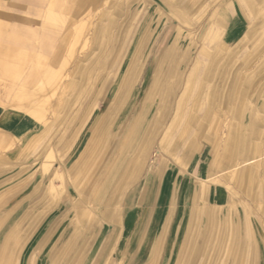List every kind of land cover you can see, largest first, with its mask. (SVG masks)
<instances>
[{
    "label": "rangeland",
    "instance_id": "1",
    "mask_svg": "<svg viewBox=\"0 0 264 264\" xmlns=\"http://www.w3.org/2000/svg\"><path fill=\"white\" fill-rule=\"evenodd\" d=\"M62 2L77 11L66 14L71 25H63L51 57L12 62L11 75H0L1 106L27 115L42 108L34 130L13 144L15 160L0 153V178L8 174L0 179V262L184 264L188 236L197 231L198 180L193 182V201L184 205L181 196L174 197L180 202L172 222L162 210L161 197L154 208L160 181L168 167L186 169L200 153L205 159L210 143L218 148L227 144L239 98L248 107L264 101V71L252 76L264 61V0ZM10 3L0 8L14 18L7 23L39 29L35 7ZM233 5L239 9L235 20L242 23L237 27L227 12ZM50 9L42 19L58 26L48 18ZM230 33L234 38L222 44ZM46 48L52 51V43ZM193 68L194 85L186 91ZM199 93L202 104H197ZM75 127L80 128L70 138ZM143 178L150 185L144 203L127 211L128 198L138 194ZM109 184V194L100 199ZM25 186L28 190L22 191ZM113 191L119 193L111 204ZM202 200V208L213 211ZM248 200L236 196L240 215L249 207L250 212L257 209ZM223 211L229 219L231 211ZM151 213L149 228L141 227ZM129 216L134 217L130 224ZM252 225L264 223L256 215ZM155 234L161 244H172L176 235L188 236L178 253L125 251ZM224 234L218 238L220 253L203 252L200 264L239 263L245 247L223 253ZM259 241L264 245V236ZM209 244L206 239L205 248Z\"/></svg>",
    "mask_w": 264,
    "mask_h": 264
},
{
    "label": "crops",
    "instance_id": "2",
    "mask_svg": "<svg viewBox=\"0 0 264 264\" xmlns=\"http://www.w3.org/2000/svg\"><path fill=\"white\" fill-rule=\"evenodd\" d=\"M6 1L7 0H0V8L4 7V3H6ZM10 4L12 7L17 8L22 4L35 7V17L40 18L41 21L38 22L39 29L17 26L15 24L11 25L7 23V21L13 20L14 18L0 13V67L12 70L10 66L11 63L15 61L48 60L56 46L59 44L62 36L61 29L63 28V25L67 23L66 28L71 25V22H69L66 18V14L71 11L76 12L77 9L73 10L68 5H64L62 0H12V3ZM47 7L51 8L47 11L48 18L52 19V21H57L59 24L58 26L47 25L45 20L42 19ZM232 7L233 8H228L227 12L230 18L235 20L239 9L235 5ZM52 9H55V11ZM231 21L232 20H230V22ZM24 22L29 24L33 21L24 20ZM231 23H234L233 25H236V27L242 24L241 21L238 20L232 21ZM232 38H234V34L230 33L224 39L225 41H223L222 44L226 45L232 40ZM47 41L52 43V51L46 48L48 45ZM36 44H38V46H36ZM261 50L263 51L264 49ZM245 57H243V59L247 60L248 56ZM3 71V69H0V75L5 74ZM263 71L264 61H261L260 66L252 71V73H254L252 76H257L258 73H262ZM238 103L241 104V107H238L240 111H237L234 114L235 121L229 132L230 136L227 144L218 148L216 144L210 143L207 147L208 151L205 159H202L200 153L196 158L189 161L186 169L176 166L168 167L162 175L159 194L154 203L155 208V205L158 204L159 198L161 197L162 210L166 214L167 221L172 222L179 206V196H181L184 205L188 204L189 201H193L195 196L194 190L192 191L193 182L198 180L199 204L197 230H204L206 234V236L202 239V244L200 245L202 253L206 251H214L220 247V245L216 246V240H218L221 233H225L226 236L230 235L229 237L233 242V245H230L231 252L234 251L233 249L237 250L238 248L244 246L245 249L249 247L250 251L256 250L264 255V245L259 241V237L264 236V225H262V227H255L252 225V219L255 218L256 215L262 220V223H264V101L259 103L261 105L258 107L255 105L248 107V102H246L243 98H241ZM256 104L258 105L257 101ZM251 108L257 109V112L249 111L248 109ZM34 124L36 125L38 122L26 113L0 105V153H4L9 160H15V157L11 155L14 145L19 144L23 138H26L28 134L34 130ZM242 125L243 127H246L245 137L247 140H252L256 151L249 150V148H239L237 142L232 143L231 131ZM249 127L256 130L255 135L251 136ZM15 137H17V140L14 141ZM248 137L250 138L248 139ZM6 167H8V165H4L3 168L5 169ZM6 173L8 172L6 171ZM5 177L8 178V174L0 179ZM209 180L221 181L226 184L224 185L225 187L222 185H215L211 187ZM149 186L150 185L146 183L143 178L138 194L128 198L127 203H130V205L126 206L127 211L138 210L139 207L143 205L145 195L149 191ZM28 187L29 186H25V189L23 188L22 191L28 190ZM226 188L229 189V192H227ZM202 189H205L203 200ZM238 194H240L243 202L245 201V198H248L249 203L255 204L257 209L254 207L250 212V207H247V211L240 215L236 201V196L238 198ZM174 197L178 198L177 203L175 202ZM201 200L204 202V205L213 206V211L208 208H202V204L200 203ZM218 208L231 211L229 219L226 218L225 212H222V210H219ZM170 211L172 212L170 213ZM127 213L128 212H126V214ZM152 213L149 217V222L146 223L145 226L141 225V227L149 228ZM8 219L10 218H7V222ZM126 219L127 221L129 220L128 223L130 224V222L134 220V217L129 216ZM147 220L148 219L145 221ZM227 228L230 229V232H227ZM247 230L250 232V239H252V241H249L250 244L246 242ZM149 236L146 237L148 239L145 243L138 244L133 246L134 249L125 251L139 252L140 248L143 249L144 252L149 253H178L183 245L185 237L188 235H176L174 238L175 241L172 244H161L159 239H157L159 237L156 234L153 238ZM192 236H188V239ZM210 236H212L211 239ZM206 239L210 241L208 249L205 248ZM263 262L264 260H262L261 264H264Z\"/></svg>",
    "mask_w": 264,
    "mask_h": 264
},
{
    "label": "bare ground",
    "instance_id": "3",
    "mask_svg": "<svg viewBox=\"0 0 264 264\" xmlns=\"http://www.w3.org/2000/svg\"><path fill=\"white\" fill-rule=\"evenodd\" d=\"M78 3H81V1L79 2L78 1ZM82 4H83V0H82ZM225 21V20H224ZM123 33V32H122ZM232 35V34H231ZM228 36V35H227ZM226 36V37H227ZM225 37V38H226ZM230 37H232V36H230ZM233 39V38H232ZM230 40V39H229ZM4 67V66H3ZM0 69H3L4 71V73L5 74H10L11 73V70H9V69H7V68H1L0 67ZM194 72H195V68H193L192 70H191V72L189 73V76L187 77V79H186V83H185V89H186V91H187V88L186 87H189V86H193L194 85V78L195 77H193V75H194ZM11 75V74H10ZM201 82H202V78L200 79L199 78V87H200V92H202L203 91V89H202V91H201V88H202V84H201ZM179 84V83H178ZM177 87H179V86H177ZM177 89V88H176ZM186 91H184V93H182L181 94V97H180V100H179V102H178V104H180L181 102H182V100H183V98H184V94L186 93ZM242 98V97H241ZM241 98H239L238 100H240ZM226 99V98H225ZM224 99V100H225ZM203 100V98H202V96L200 95V93H199V96H198V99H197V104H202V101ZM207 100V99H206ZM36 101V100H35ZM36 103V102H35ZM35 106V105H34ZM29 107V106H28ZM35 108H37V106L35 107ZM32 109V108H31ZM41 110H42V108L41 109H34L33 111H32V113H30L29 114V116L31 117V118H33L34 120H37L36 118H38L39 117V114H40V112H41ZM29 113V112H28ZM198 113V112H197ZM263 113H264V107H263ZM198 114H200V113H198ZM207 115V114H206ZM41 118V117H40ZM43 118V117H42ZM39 119V118H38ZM197 119V118H196ZM216 120V119H215ZM214 123V122H213ZM18 127V126H17ZM190 127V126H189ZM79 128L80 127H75V129H74V131H73V133L71 134V136H70V138L72 137V136H74L75 134H76V131H77V129L79 130ZM245 128L246 127H243V125L242 126H239L238 128L236 127V128H234L231 132H232V136H231V140H232V143H235V142H237V144H238V147L239 148H249V150H254V151H256V148H255V145H254V143L252 142V140L251 139H249L251 136H253V135H255L256 134V130L253 128H251V127H249V131H251V136L250 137H248V139L249 140H247V138L245 137ZM199 130H200V133H202V131H203V127L202 126H200V128H199ZM50 131H47L45 134L47 135L48 133H49ZM258 132V131H257ZM249 133V132H248ZM44 134V137L46 136ZM230 136V135H229ZM252 138V137H251ZM62 140H60L59 142H61ZM32 142H33V139H30L28 142H27V146H30L31 144H32ZM69 142L67 141V142H65V144L67 145ZM214 143V142H213ZM71 144V143H70ZM70 144H69V146H70ZM67 148H68V146H67ZM226 148H228V147H226ZM51 157L52 156H50L49 157V159H51ZM8 161V160H7ZM53 163V162H52ZM43 165V164H42ZM46 172V171H45ZM47 174V173H46ZM56 175V174H55ZM62 174L61 175H59V179H58V182H59V180H61L62 181ZM56 180V179H55ZM247 181V180H246ZM249 181V180H248ZM121 184V183H120ZM61 186V185H60ZM63 186V185H62ZM65 186V185H64ZM118 188L120 187V186H117ZM65 188V187H64ZM63 188V189H64ZM60 189V188H59ZM106 190L105 191H103V192H100L99 193V196H100V199H106V197H107V195L109 194V192H110V189H111V184H109V185H107V187L105 188ZM50 190H51V188H50ZM58 191V190H57ZM61 191V190H60ZM68 191V190H67ZM247 191V190H246ZM114 193H112L113 194V196H115V197H110V198H112L111 199V201H110V203L111 204H113L114 202H115V199L117 198V193H119V191L117 192V191H113ZM117 192V193H116ZM64 193H65V191H62V198L63 197H65L64 196ZM58 197V196H57ZM73 200H74V198H73ZM59 201V200H58ZM76 204V203H75ZM81 204V203H80ZM103 204V203H102ZM83 206V205H82ZM100 206H102V205H100ZM82 208V207H81ZM77 210V209H76ZM114 212H115V210H113ZM80 214V213H79ZM79 216V215H78ZM80 218V217H79ZM201 219V218H200ZM204 219V218H203ZM20 223V222H19ZM207 225V224H206ZM213 225V224H212ZM138 231V230H137ZM237 231V230H236ZM226 234H224V238H226V239H224V242H223V246L225 247V246H227V245H231L233 242L231 241V240H229V236H225ZM204 236H206V234H205V231L204 230H197L195 233H194V235L192 236V238L190 239V245H189V247H188V249L186 250L187 252H186V254H184L185 256H184V264H200L199 263V261H201V257H202V252H201V244H202V239L204 238ZM211 237V236H210ZM220 238H221V235H220ZM237 239V238H236ZM217 242H216V246L217 245H219V240H216ZM231 241V242H230ZM218 243V244H217ZM233 245V244H232ZM222 248V250H224L223 251V253L224 252H226L227 250H230V249H225V248ZM130 248V247H129ZM218 249H219V247L217 248V249H215L214 251V253H220V252H217L218 251ZM239 249V248H238ZM243 249V248H242ZM182 251V250H181ZM235 251H237V250H235ZM239 251V250H238ZM237 253H239V252H237ZM241 258L239 259L240 261H239V263L238 264H261V262H262V260H264V255L263 254H261V253H259V252H257L256 250L255 251H250L249 250V247L248 248H246V249H243L242 251H241ZM205 255V254H204ZM24 256V255H23ZM179 256V255H178ZM25 257V256H24ZM22 258V257H21ZM228 259V258H227ZM20 260V259H19ZM264 263V262H263ZM0 264H2V261L0 262ZM21 264H24V262L22 263L21 262ZM217 264V263H216Z\"/></svg>",
    "mask_w": 264,
    "mask_h": 264
}]
</instances>
